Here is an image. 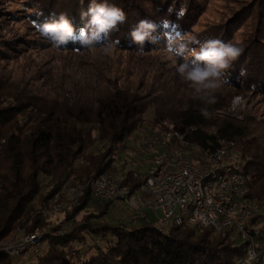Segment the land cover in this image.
Returning a JSON list of instances; mask_svg holds the SVG:
<instances>
[{"label": "trees", "instance_id": "trees-1", "mask_svg": "<svg viewBox=\"0 0 264 264\" xmlns=\"http://www.w3.org/2000/svg\"><path fill=\"white\" fill-rule=\"evenodd\" d=\"M11 1L17 3L3 0L8 4ZM91 2L19 0L22 9H11L7 15L9 19H21L26 31L15 32L11 39H0V62L15 53L23 54L34 44L54 48L34 29L31 20L43 23L63 12L79 30L86 23L80 12L86 11ZM106 2L122 8L127 16V21L112 33L120 41L117 49L135 50L130 32L143 19L160 25L159 31L165 36L181 31L186 37L201 41L210 38L230 41L243 47L244 53L230 69V84H224V88L264 93V10L257 12L256 19L249 18L250 28L237 41L232 31L242 22L243 11L225 23L195 31L196 17L202 8L199 0ZM257 3L264 8V0ZM181 8L187 9L183 16ZM39 10L43 15L37 18L34 13ZM79 48L78 42H72L66 50H91ZM151 48L148 44L145 50ZM242 67L247 71L244 77L240 76ZM28 84L0 70V240L13 230L28 233L47 227L49 215L43 216L40 209L65 201V179L85 180L103 172L114 173L115 152L127 147L126 137L143 123L155 126L161 121L186 132L189 140L202 146L208 141L215 143L217 138L235 142L244 160L250 197L261 209L252 219L259 226L256 238L264 240V143L253 136L244 119L227 113L230 91H216V102L209 105L197 96L177 95L175 91L152 96L128 85L103 84L98 78L77 82L73 88L58 83L43 93ZM205 107L210 114L207 118L200 112ZM148 110L153 117L146 120L144 114ZM210 128L214 133L209 132ZM120 175L122 186L133 190L140 183L141 173L136 169ZM115 203L98 200L86 191L77 204L70 206L64 221L42 235L45 246L38 248L31 264H234L244 254L246 243L237 238L230 240L228 230L213 235L209 227L186 222L160 229L146 220V214L139 217L135 213L124 221L102 220ZM90 207L96 212L77 218ZM90 245L97 253L83 258L78 248ZM21 255H29V249H23L18 256L0 251V264H17L21 259L11 257Z\"/></svg>", "mask_w": 264, "mask_h": 264}, {"label": "built area", "instance_id": "built-area-1", "mask_svg": "<svg viewBox=\"0 0 264 264\" xmlns=\"http://www.w3.org/2000/svg\"><path fill=\"white\" fill-rule=\"evenodd\" d=\"M151 129H141L144 141L137 143L136 149L147 168L135 189L122 186L121 175L112 172L85 180L67 178L63 183L65 201L57 203L51 211L69 209L88 191L101 201H120L139 217L145 216L143 208L152 209L157 213L156 226L160 229L186 222L209 227L213 235L228 230L230 240L237 238L246 243L244 254L234 264H241L249 247H254L259 254L255 264H264V240L256 238L259 226L252 222L261 209L250 197L244 160L235 142L217 138L215 143L208 141L202 146L167 121ZM49 211L46 207L40 209L43 216ZM42 235L38 231L28 232L1 250L18 256L28 248L29 255L17 264H31Z\"/></svg>", "mask_w": 264, "mask_h": 264}, {"label": "rangeland", "instance_id": "rangeland-1", "mask_svg": "<svg viewBox=\"0 0 264 264\" xmlns=\"http://www.w3.org/2000/svg\"><path fill=\"white\" fill-rule=\"evenodd\" d=\"M11 1L10 4L0 0V39L13 38L15 32L23 33L26 31V25L22 24L21 19H9L7 11L11 9H19L22 7L18 3L19 0ZM202 8L196 17L194 25L195 31H200L208 26L218 23H225L233 15H237L243 11L242 21L232 31L234 39H241L242 32H247L250 28V21L256 19L257 12L264 10L258 7L257 0H199ZM7 3V4H6ZM257 10L254 12V10ZM248 13V14H247ZM248 21V22H247ZM5 33V34H4ZM34 37V36H32ZM178 61L167 53L163 47L145 51L143 55L135 51L114 49L110 54L105 55L100 49H91L88 51H71L66 49H54L51 47L32 45L29 50H25L23 54L11 55L8 59L0 62V70L14 80H23L29 82V86L34 89H40L45 92L52 86L60 83L67 88H73L75 83H83L101 79L103 84L108 82L117 85H128L137 89L141 94L149 92L150 95H164L170 92L177 93L187 97H196L193 90L182 82L175 72ZM38 78V79H37ZM226 86V84H225ZM227 91L228 87L222 85L216 91ZM231 92L229 108L227 113L235 115L237 118L244 119L249 129L253 132V136L264 143V93L258 91L237 88L228 90ZM73 95V94H72ZM153 117L152 111L148 110L144 114V118L149 120ZM157 125L143 123L126 138L127 147L118 149L115 152L116 175L124 173L128 169H136L141 174L146 171L147 165L142 161L137 148L138 142L144 141V131L154 129ZM151 129V130H152ZM210 128V131H213ZM120 155V156H119ZM143 165L140 166V163ZM52 203V202H51ZM38 205V204H37ZM53 205L45 206L51 211ZM69 209L58 211L48 215V226L41 229L40 233H46L50 227H53L64 221L66 212ZM96 212L95 208H88L80 212L77 218L88 212ZM142 211L147 215L146 220L153 225H157V213L152 209L143 208ZM134 211L127 205L116 201L115 206H111L109 210L101 218L109 223L124 221L131 219ZM58 233V232H57ZM56 233V234H57ZM27 231L13 230L3 240H0L1 249L14 243L16 240L24 238ZM99 244V243H98ZM45 246L42 240L40 248ZM83 258H88L91 254H96L97 249L93 246H81L78 248ZM26 255V254H25ZM11 257L12 260L24 259L26 256Z\"/></svg>", "mask_w": 264, "mask_h": 264}, {"label": "clouds", "instance_id": "clouds-1", "mask_svg": "<svg viewBox=\"0 0 264 264\" xmlns=\"http://www.w3.org/2000/svg\"><path fill=\"white\" fill-rule=\"evenodd\" d=\"M186 11V8H181L180 16ZM34 14L37 18L43 15L41 10ZM80 15L86 23L79 30L63 12L58 18L50 21L41 23L34 19L31 20V24L40 36L56 49H66L69 43L78 42L79 49L98 48L103 54L108 55L118 47L119 38H113L112 33L118 31L119 25L127 21L122 8L109 4L106 0L103 3L92 0L88 9L81 10ZM159 28L160 25L153 21L147 19L139 21L130 32L131 42L136 45L134 51L143 55L148 44L152 45L151 49L163 47L178 61L175 72L179 79L205 104L215 103L214 93L222 85L230 84V69L243 55L244 48L219 38L201 41L195 37H186L185 32L181 31L165 36ZM161 39L165 41L163 44L160 42ZM246 75L247 71L242 67L240 76ZM200 112L206 118L210 115L206 107L201 108ZM258 259L259 254L255 248L249 247L241 264H255Z\"/></svg>", "mask_w": 264, "mask_h": 264}]
</instances>
